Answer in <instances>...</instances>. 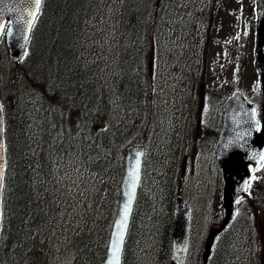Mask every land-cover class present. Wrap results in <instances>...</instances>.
I'll return each instance as SVG.
<instances>
[{"label": "trees", "instance_id": "1", "mask_svg": "<svg viewBox=\"0 0 264 264\" xmlns=\"http://www.w3.org/2000/svg\"><path fill=\"white\" fill-rule=\"evenodd\" d=\"M53 1L43 0L27 56L12 60L0 42L6 141L0 264H45L50 239L66 241L70 264H100L118 202L120 140L134 125L147 124L150 112L144 63L164 0ZM103 5L111 8L114 25L106 56L91 45ZM99 64L113 65V74ZM213 91L221 102L220 87ZM114 98L119 107L112 111ZM218 126L204 138L212 143ZM67 179L84 182L72 187L76 194L68 201L60 197ZM174 196L169 174L139 192L122 264H141L139 245L146 238L154 245L148 256L154 264H169ZM232 235L219 234L208 264H228Z\"/></svg>", "mask_w": 264, "mask_h": 264}, {"label": "rangeland", "instance_id": "2", "mask_svg": "<svg viewBox=\"0 0 264 264\" xmlns=\"http://www.w3.org/2000/svg\"><path fill=\"white\" fill-rule=\"evenodd\" d=\"M201 1L164 0V14L159 22L158 30H154L157 34V37L155 36L157 44L149 52V60H152L149 62L148 69L152 91L150 97L153 98L155 92L157 107L161 110L163 120L167 118L169 121L171 117H175L181 107L188 104L181 92L178 95L185 80L184 76H186L184 72H181L186 68L185 65L203 67L200 72L201 85L213 87L221 84L227 93L231 92L236 85H240L249 98H254L255 94L257 95L260 91L254 25L258 18L256 17L258 1L222 0L219 4L221 0H213L212 16L214 20L209 28L205 26L204 31L196 16V10H198ZM100 8L103 16H101V22L98 23L100 27L97 29V40L91 41V45L97 55L101 51V55L106 56V53H110V46L113 43L109 30L114 25L110 21L111 8H107L106 5L100 6ZM209 15V11H207V17ZM199 30L203 32L198 34ZM99 66L101 71L107 69L102 64ZM196 70L199 69L196 68ZM173 96L178 97L172 100ZM208 103L209 101L205 102V107H201V104L197 103L194 112L195 123H209L221 113V106L217 101ZM144 138L143 134L133 137L134 140L140 142ZM184 145V159L188 161L191 158L192 162L195 161V166L190 171L187 168L186 171L178 173L177 182L180 195L191 208L188 249L193 251L195 247L202 244L205 230L214 227L217 222L218 216L214 217L212 214L219 215L220 186H218V177L213 170L214 155L212 151L204 149L195 141H190L189 144L184 142ZM178 148H180V143ZM150 162L152 164L154 159H151ZM260 170L256 181H260L263 190L264 163ZM72 175L74 176V172ZM79 189L78 187L76 191ZM249 192H252V189ZM69 194L70 192L67 193V195ZM253 198L250 200L247 197L244 198V202L239 206L235 223L240 217L247 216L250 218L252 226L257 228L256 234L250 237L248 242H251L250 251L254 249L253 252L257 253L260 262L263 263L261 257H264V208H259L255 213L250 212L247 205L256 206L253 202L255 198ZM263 201L264 196L260 200L261 205L264 204ZM235 227L238 226H234L233 233L236 232L239 235V230H236ZM238 240L240 237L234 236L228 249L233 253L235 251L237 255L241 251L240 254L243 255L245 248L238 244ZM58 246L48 248V264H69L73 254L72 250L68 246ZM187 258L189 264L193 262L191 254ZM230 261L229 258L228 262ZM144 263L148 264L146 261Z\"/></svg>", "mask_w": 264, "mask_h": 264}, {"label": "water", "instance_id": "3", "mask_svg": "<svg viewBox=\"0 0 264 264\" xmlns=\"http://www.w3.org/2000/svg\"><path fill=\"white\" fill-rule=\"evenodd\" d=\"M264 3V0H263ZM34 5V0H0V25L5 26L6 30L0 32V38L3 34L4 42L10 57L20 58L25 50L30 30L28 24L31 22L30 12L38 13ZM257 32V55L258 65L261 74V89L263 92L264 111V15L259 18L256 26ZM27 37V39H26ZM1 104V103H0ZM255 107L248 103L243 97L240 90H235L228 95L224 102L223 123L219 131L215 144L216 160L221 169L223 180L222 185V221L219 230L222 229L230 219L234 210V201L242 195L246 183L250 177L251 167L256 165L264 157V119L261 122L262 128L256 132L257 121L254 118ZM3 119V111L0 112ZM3 132L0 133V168L5 173V142H4V119ZM142 161V148L129 146L127 147V155L125 156V172L121 181L120 200L112 227L109 234L105 257L101 264H108L110 256V245L113 234L117 232L116 222L120 220L123 209L132 193L130 210L127 213V223L123 228V241L121 244L119 264H122V251L125 237L127 234L130 216L136 197L137 186L139 181V173ZM138 165V180L135 183L134 191L130 187L128 181L129 170L135 169ZM1 202L2 189H0V218H1ZM188 224V208L181 205V201L177 200L173 210L172 222V244L170 264H181L184 254L186 231ZM214 230H211L205 242L203 250V259L205 260L209 250L212 247Z\"/></svg>", "mask_w": 264, "mask_h": 264}, {"label": "snow or ice", "instance_id": "4", "mask_svg": "<svg viewBox=\"0 0 264 264\" xmlns=\"http://www.w3.org/2000/svg\"><path fill=\"white\" fill-rule=\"evenodd\" d=\"M41 4V0H34V5L35 8L38 10ZM29 15L31 16V22L28 24V29L31 30V28L33 27V24L35 22L36 19V13L34 12H30ZM4 31V26L0 25V32ZM27 39V37H26ZM28 53L27 51L24 52V56H27ZM3 110V105L0 104V112H2ZM3 119L2 116H0V133L3 132ZM3 145L2 143H0V148H2ZM264 155V154H262ZM129 185L130 187L133 189L134 191V187H135V183L138 180V165L135 169H131L129 170ZM3 179H4V173L2 168H0V189L3 188ZM254 179V177H253ZM246 186L248 184V182H245ZM127 195L129 196V199L127 201V203L124 206L123 209V214L120 217V220H118L116 222L117 224V232H115L113 234V239L111 241V245H110V256H109V260H108V264H119V259H120V251H121V244L123 241V228L126 226L127 223V213L130 210V206H131V198H132V193H127Z\"/></svg>", "mask_w": 264, "mask_h": 264}, {"label": "bare ground", "instance_id": "5", "mask_svg": "<svg viewBox=\"0 0 264 264\" xmlns=\"http://www.w3.org/2000/svg\"><path fill=\"white\" fill-rule=\"evenodd\" d=\"M163 14H164V13L161 14V16H160V18H159V21H158V24H159V22L161 21V19H162V17H163ZM159 111H160V110H159ZM159 111H158V112H159ZM158 112H156L155 114L157 115ZM175 130H176V128H175L172 132H174ZM173 148H174V150H176V151L179 150L176 144H174ZM161 150H162V151L166 150V147L163 146ZM68 174H69V173H68ZM68 174H66V175H68ZM30 234H31V233H30Z\"/></svg>", "mask_w": 264, "mask_h": 264}]
</instances>
